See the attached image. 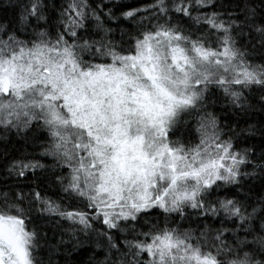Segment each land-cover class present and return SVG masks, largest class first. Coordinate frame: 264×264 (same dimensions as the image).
<instances>
[{"label": "snow or ice", "instance_id": "1", "mask_svg": "<svg viewBox=\"0 0 264 264\" xmlns=\"http://www.w3.org/2000/svg\"><path fill=\"white\" fill-rule=\"evenodd\" d=\"M0 264H264V0H0Z\"/></svg>", "mask_w": 264, "mask_h": 264}, {"label": "trees", "instance_id": "2", "mask_svg": "<svg viewBox=\"0 0 264 264\" xmlns=\"http://www.w3.org/2000/svg\"><path fill=\"white\" fill-rule=\"evenodd\" d=\"M126 3H144L147 2V0H124ZM217 111L219 112V106H217ZM37 227L48 233L49 238L52 236L53 232L56 231L54 226L46 221V220H38L37 221ZM81 259H86V257H80Z\"/></svg>", "mask_w": 264, "mask_h": 264}]
</instances>
